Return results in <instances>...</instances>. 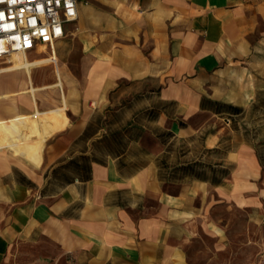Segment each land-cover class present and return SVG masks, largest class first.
<instances>
[{
	"label": "crops",
	"instance_id": "crops-1",
	"mask_svg": "<svg viewBox=\"0 0 264 264\" xmlns=\"http://www.w3.org/2000/svg\"><path fill=\"white\" fill-rule=\"evenodd\" d=\"M78 10L0 60V264L263 260L264 0Z\"/></svg>",
	"mask_w": 264,
	"mask_h": 264
},
{
	"label": "built area",
	"instance_id": "built-area-1",
	"mask_svg": "<svg viewBox=\"0 0 264 264\" xmlns=\"http://www.w3.org/2000/svg\"><path fill=\"white\" fill-rule=\"evenodd\" d=\"M78 16V0H0V60L54 44Z\"/></svg>",
	"mask_w": 264,
	"mask_h": 264
},
{
	"label": "rangeland",
	"instance_id": "rangeland-1",
	"mask_svg": "<svg viewBox=\"0 0 264 264\" xmlns=\"http://www.w3.org/2000/svg\"><path fill=\"white\" fill-rule=\"evenodd\" d=\"M49 48H46L45 49V52H49ZM52 52L53 51H50V54L49 55H46V56H50L51 54H52ZM42 57H44V56H42ZM40 57H38V58H34V59H31L30 57H29V55L28 54H24V53H17V54H14V56H13V59L14 60H17V61H19V62H24L25 63V68L28 70V73L30 74L31 73V71H30V67L32 68V66L33 65H36V64H38V59H39ZM53 61V59H51V58H49V59H46V60H44L43 61V63L44 62H52ZM31 62H34V63H31ZM21 66V65H20ZM17 66H12V67H9L8 69H13V68H16ZM56 70L57 71H60V67H59V65L57 64L56 65ZM53 82V81H52ZM30 83L31 84H33L34 86H36L35 84H34V81H33V79H32V77H31V75H30ZM54 83V82H53ZM57 83H59V84H61V81H57ZM32 85V86H33ZM29 91H32V92H34V91H38V90H34L33 89V87L29 90ZM35 94V93H34ZM237 224L238 225H240V224H244L243 223V219H240V218H238V220H237ZM261 235V230H260V226L258 225V224H256V223H254V226H253V236H254V238L255 239H257L259 236ZM205 241L206 242H212V240L209 238V237H206L205 238ZM255 264H264V259L262 260H257L256 261V263Z\"/></svg>",
	"mask_w": 264,
	"mask_h": 264
},
{
	"label": "bare ground",
	"instance_id": "bare-ground-1",
	"mask_svg": "<svg viewBox=\"0 0 264 264\" xmlns=\"http://www.w3.org/2000/svg\"><path fill=\"white\" fill-rule=\"evenodd\" d=\"M15 54H17V53H15Z\"/></svg>",
	"mask_w": 264,
	"mask_h": 264
},
{
	"label": "snow or ice",
	"instance_id": "snow-or-ice-1",
	"mask_svg": "<svg viewBox=\"0 0 264 264\" xmlns=\"http://www.w3.org/2000/svg\"><path fill=\"white\" fill-rule=\"evenodd\" d=\"M13 2H14V0H13Z\"/></svg>",
	"mask_w": 264,
	"mask_h": 264
}]
</instances>
